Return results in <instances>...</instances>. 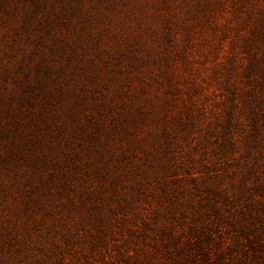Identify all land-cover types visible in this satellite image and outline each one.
Here are the masks:
<instances>
[{
	"label": "rangeland",
	"instance_id": "1",
	"mask_svg": "<svg viewBox=\"0 0 264 264\" xmlns=\"http://www.w3.org/2000/svg\"><path fill=\"white\" fill-rule=\"evenodd\" d=\"M257 112L264 0H0V264H174Z\"/></svg>",
	"mask_w": 264,
	"mask_h": 264
},
{
	"label": "trees",
	"instance_id": "2",
	"mask_svg": "<svg viewBox=\"0 0 264 264\" xmlns=\"http://www.w3.org/2000/svg\"><path fill=\"white\" fill-rule=\"evenodd\" d=\"M257 64L259 63L253 62L250 68H257ZM256 114L255 118H248L249 132L242 139L241 149L245 152L243 156L249 158L245 162L247 173L256 177L260 183L242 186L244 199L242 198L235 207V212H231L228 217L222 216L221 207L216 204L222 195L221 192L208 187L207 194L212 213H207L209 217L206 226L198 230L197 235L189 239L186 246L172 255L174 264H231L223 262L224 250H231L237 258L236 253L239 250L245 249L244 253H248L245 248L247 246L252 250L255 259H264V118H258L259 113ZM233 120L234 118H229L224 128L223 151L233 152L235 148H239L235 146L236 141L232 134L235 125ZM223 233L227 234V238L221 236L219 240L217 237ZM212 242L218 245L213 252L210 248Z\"/></svg>",
	"mask_w": 264,
	"mask_h": 264
}]
</instances>
